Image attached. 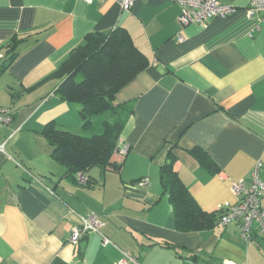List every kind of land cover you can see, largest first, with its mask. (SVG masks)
<instances>
[{"label":"crops","instance_id":"1","mask_svg":"<svg viewBox=\"0 0 264 264\" xmlns=\"http://www.w3.org/2000/svg\"><path fill=\"white\" fill-rule=\"evenodd\" d=\"M220 1L234 12L182 26L176 0H136L128 11L114 0H0V107L13 114L0 131V144L8 141L0 152V264H117L124 253L136 260L129 264H264V238L246 241L236 223L178 232L159 181L169 142L180 178L206 212L235 204L233 184L249 186L257 162L264 182V12H251L252 0ZM117 27L150 64L115 98L129 104L121 171L94 169L90 189L65 177L43 129L53 122L86 135L79 108L59 98L61 80L52 75L88 34ZM15 37L22 43L9 64ZM143 178V190L129 187ZM90 214L104 224L99 233L69 244Z\"/></svg>","mask_w":264,"mask_h":264},{"label":"trees","instance_id":"2","mask_svg":"<svg viewBox=\"0 0 264 264\" xmlns=\"http://www.w3.org/2000/svg\"><path fill=\"white\" fill-rule=\"evenodd\" d=\"M21 43L22 39L15 37L8 45L9 64L17 59ZM149 64L129 32L117 27L107 33L88 34L54 72L52 77L61 80L56 94L63 102L79 108L87 132L84 135L63 131L53 122L43 129L54 148L53 160L65 170L66 178L79 182L81 175L84 185L93 189L96 183L90 173L94 169L102 173L121 171L128 153L122 154L121 133L129 104L116 106L115 98ZM175 147L166 144L165 160L159 169L162 195L169 198L173 208L175 228L182 233L212 230L220 225L221 211L206 212L199 206L178 174ZM191 154L209 172L217 173V164L204 150L195 148ZM143 179L129 187H138Z\"/></svg>","mask_w":264,"mask_h":264},{"label":"built area","instance_id":"3","mask_svg":"<svg viewBox=\"0 0 264 264\" xmlns=\"http://www.w3.org/2000/svg\"><path fill=\"white\" fill-rule=\"evenodd\" d=\"M90 4L94 0H84ZM105 1V0H99ZM120 4L123 10H130L136 0H114ZM180 5L182 12L178 18V22L182 26L191 24L204 25L216 18L226 17L234 12V8L226 6L220 0H176ZM251 12H264V0H252ZM0 55V61L2 60ZM13 121V114L10 109L0 107V131L2 128L10 125ZM4 144H0V152H5ZM128 152L124 148L122 154ZM263 164L257 162L251 173V184L248 186L244 181L233 184L232 190L237 197L235 204L226 203L219 208L221 211L220 226L226 227L230 223L238 224L241 237L246 241H251L253 234L264 238V208L261 199L264 194V182L261 179ZM80 182L85 184V179L80 175ZM149 184L148 179H143L138 187L132 189H143ZM101 219L90 214L81 218V224L71 231L67 242L73 246H77L88 234L99 233V229L103 226ZM104 245L110 244V241L103 238ZM135 258L124 253V257L117 264L135 263Z\"/></svg>","mask_w":264,"mask_h":264}]
</instances>
